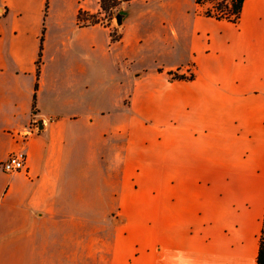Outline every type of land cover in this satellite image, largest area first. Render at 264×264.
Listing matches in <instances>:
<instances>
[{"label":"crops","instance_id":"obj_1","mask_svg":"<svg viewBox=\"0 0 264 264\" xmlns=\"http://www.w3.org/2000/svg\"><path fill=\"white\" fill-rule=\"evenodd\" d=\"M120 8L87 25L99 0H0V264H257L264 0L238 24L195 0Z\"/></svg>","mask_w":264,"mask_h":264},{"label":"trees","instance_id":"obj_2","mask_svg":"<svg viewBox=\"0 0 264 264\" xmlns=\"http://www.w3.org/2000/svg\"><path fill=\"white\" fill-rule=\"evenodd\" d=\"M101 7L103 10L107 9L109 6L119 7L122 3L128 2L131 0H100ZM245 0H195L196 5L202 8V15L209 18H214L217 20H226L228 22H232L234 24H238L241 13L243 9ZM121 8H118V11ZM116 15V14H115ZM89 18L86 14H79V19L81 21L86 20ZM95 19V17H92ZM121 39V35L117 34L116 31L112 32V41H119ZM43 42V37L41 39ZM41 50H42V43H41ZM42 64V51H40L39 59L37 61V78L39 77L40 68ZM173 74V73H172ZM170 74V75H172ZM176 77L174 80H184L187 79L184 75H175ZM188 80V79H187ZM38 86L36 85V90ZM36 104V94L34 96ZM257 264H264V235H262L261 242H260V249L257 259Z\"/></svg>","mask_w":264,"mask_h":264},{"label":"built area","instance_id":"obj_3","mask_svg":"<svg viewBox=\"0 0 264 264\" xmlns=\"http://www.w3.org/2000/svg\"><path fill=\"white\" fill-rule=\"evenodd\" d=\"M1 14H3V12H1ZM116 19H112V22L115 23ZM84 24L87 25H92V23L87 20V21H83ZM96 24H102V25H108L110 24L109 22L107 23L106 21L103 20V18H98L97 19V23ZM175 75H179L178 73H173L172 75H170V78L172 80H174V78L176 77ZM188 80H191L194 78V75L189 73L187 75H184ZM26 166H27V154L24 150H19L16 152H13L12 154H10V156L1 164V168L5 173L8 174H16V173H20L26 170Z\"/></svg>","mask_w":264,"mask_h":264},{"label":"rangeland","instance_id":"obj_4","mask_svg":"<svg viewBox=\"0 0 264 264\" xmlns=\"http://www.w3.org/2000/svg\"><path fill=\"white\" fill-rule=\"evenodd\" d=\"M100 6H101V1L99 0ZM120 7V6H119ZM119 7H114V6H109L107 9L103 10L101 7V12L103 14V16L101 18H103L104 21H106L107 23L110 21H112V19H116V13L118 12V8ZM97 19L95 17V19H92V17H90V22L92 23V25H95L97 23ZM114 23V22H113ZM115 25H117V20H115ZM101 216V214H100Z\"/></svg>","mask_w":264,"mask_h":264},{"label":"water","instance_id":"obj_5","mask_svg":"<svg viewBox=\"0 0 264 264\" xmlns=\"http://www.w3.org/2000/svg\"><path fill=\"white\" fill-rule=\"evenodd\" d=\"M128 14L122 12L121 10L116 13L117 26H122L124 20L127 18ZM40 128L42 127V123L39 122Z\"/></svg>","mask_w":264,"mask_h":264}]
</instances>
